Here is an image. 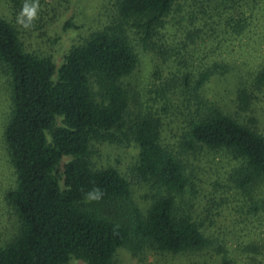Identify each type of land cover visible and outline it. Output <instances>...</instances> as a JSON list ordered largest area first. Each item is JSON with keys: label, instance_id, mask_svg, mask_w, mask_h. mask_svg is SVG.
<instances>
[{"label": "trees", "instance_id": "1", "mask_svg": "<svg viewBox=\"0 0 264 264\" xmlns=\"http://www.w3.org/2000/svg\"><path fill=\"white\" fill-rule=\"evenodd\" d=\"M175 2L121 0L122 23L73 47L59 69L51 58L26 51L17 30L0 16V64L12 91L4 140L17 175L7 200L20 221L17 237L0 245V264H68L74 258L112 264L122 248L133 254L147 248L180 254L212 245L178 201L190 178L181 159L162 144L161 118L150 113L129 128L125 121L129 98L121 81L133 74L138 56L124 23L137 20L146 41L151 40L166 29ZM224 25L239 34L249 24L232 18ZM207 27L195 32L203 34ZM209 29L217 32L218 26L210 23ZM227 70L226 64L215 63L183 74L200 109L189 116L180 148L228 151L243 162L235 171L239 187L250 188L264 184V138L200 97L211 77ZM251 99L250 90L241 88V108L248 110ZM58 118L60 127L55 126ZM130 140L139 148L136 177L167 194L155 199L146 213L134 202L126 177L114 168L96 170L90 159L93 141ZM66 157L71 161L65 166L62 189L57 171ZM94 188L102 198L86 201L85 194Z\"/></svg>", "mask_w": 264, "mask_h": 264}, {"label": "rangeland", "instance_id": "2", "mask_svg": "<svg viewBox=\"0 0 264 264\" xmlns=\"http://www.w3.org/2000/svg\"><path fill=\"white\" fill-rule=\"evenodd\" d=\"M121 0H40L39 19L30 30L20 29L15 18L23 0H0V16L17 30L26 51L49 57L57 69L70 50L92 34L122 23ZM247 20L242 33L234 34L224 23ZM212 23L217 32L210 31ZM130 42L138 65L121 85L127 91L129 109L125 118L131 127L140 117L154 114L162 120L161 138L186 166L190 184L178 197L183 209L211 240L208 248L180 254L147 248L133 254L119 249L112 264H264V184L240 188L235 179L243 162L228 151L181 149V140L190 115L199 104L185 86L182 76L215 63L226 64L225 75H215L200 92L203 103L238 119L264 138V0H176L166 18V29L146 41L137 20L126 21ZM205 28V33L196 30ZM224 26V27H223ZM194 32V33H193ZM196 68V69H195ZM195 69V70H194ZM263 79V80H261ZM10 78L0 64V245L11 243L20 231V221L7 195L17 184L4 140L12 106ZM248 88L252 95L248 110L241 108L239 91ZM96 99L98 88L92 84ZM62 125L58 118L55 126ZM51 140V135L48 134ZM91 163L96 170L114 168L132 184V198L147 212L155 199L166 196L153 183L140 181L135 168L139 148L130 140L123 143L93 141ZM66 157L58 168L64 189ZM68 264H87L72 259Z\"/></svg>", "mask_w": 264, "mask_h": 264}, {"label": "clouds", "instance_id": "3", "mask_svg": "<svg viewBox=\"0 0 264 264\" xmlns=\"http://www.w3.org/2000/svg\"><path fill=\"white\" fill-rule=\"evenodd\" d=\"M40 0H23L20 11L15 18V24L23 30H30L34 27L35 22L39 19ZM103 193L94 188L85 194L86 201L99 200Z\"/></svg>", "mask_w": 264, "mask_h": 264}]
</instances>
